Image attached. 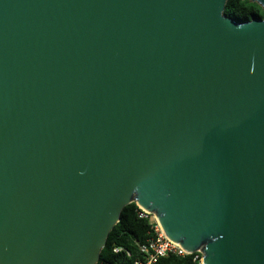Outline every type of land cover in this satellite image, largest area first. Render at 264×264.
<instances>
[{
	"label": "water",
	"instance_id": "1",
	"mask_svg": "<svg viewBox=\"0 0 264 264\" xmlns=\"http://www.w3.org/2000/svg\"><path fill=\"white\" fill-rule=\"evenodd\" d=\"M226 2L0 0V264H97L132 203L264 264V18Z\"/></svg>",
	"mask_w": 264,
	"mask_h": 264
},
{
	"label": "trees",
	"instance_id": "2",
	"mask_svg": "<svg viewBox=\"0 0 264 264\" xmlns=\"http://www.w3.org/2000/svg\"><path fill=\"white\" fill-rule=\"evenodd\" d=\"M223 14L236 23L249 22L264 18V10L249 0H227ZM149 219L138 216L137 206L132 203L122 210L119 222L109 233L97 264H133L141 259L138 245L150 237ZM117 250V252H114ZM156 264H196L193 255L184 258L168 256Z\"/></svg>",
	"mask_w": 264,
	"mask_h": 264
},
{
	"label": "built area",
	"instance_id": "3",
	"mask_svg": "<svg viewBox=\"0 0 264 264\" xmlns=\"http://www.w3.org/2000/svg\"><path fill=\"white\" fill-rule=\"evenodd\" d=\"M138 216L142 219H149L151 225L150 237L145 243L138 245V251L141 255L140 260H136L133 264H156L158 260L168 256L184 258L193 255V262L202 264V255L199 252L189 254L184 251L179 244L172 243L163 233L160 225L155 217L139 207ZM117 252V250H114Z\"/></svg>",
	"mask_w": 264,
	"mask_h": 264
}]
</instances>
